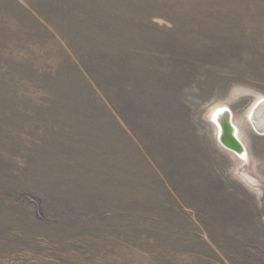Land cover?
<instances>
[{"label": "rangeland", "instance_id": "obj_1", "mask_svg": "<svg viewBox=\"0 0 264 264\" xmlns=\"http://www.w3.org/2000/svg\"><path fill=\"white\" fill-rule=\"evenodd\" d=\"M260 97L264 0H0V264H264Z\"/></svg>", "mask_w": 264, "mask_h": 264}, {"label": "bare ground", "instance_id": "obj_2", "mask_svg": "<svg viewBox=\"0 0 264 264\" xmlns=\"http://www.w3.org/2000/svg\"><path fill=\"white\" fill-rule=\"evenodd\" d=\"M231 113V114H230ZM227 116V117H226ZM247 121L252 128L264 134V98H257L249 109L247 114ZM210 118L215 123V131L218 134L219 143L227 150L236 154L242 162L247 164L249 162L248 149L240 137V127L234 121V113L229 106L215 105L210 110ZM237 148V150L235 148Z\"/></svg>", "mask_w": 264, "mask_h": 264}, {"label": "water", "instance_id": "obj_3", "mask_svg": "<svg viewBox=\"0 0 264 264\" xmlns=\"http://www.w3.org/2000/svg\"><path fill=\"white\" fill-rule=\"evenodd\" d=\"M231 114V113H230ZM227 117V116H226ZM233 148H235V147H233ZM236 150H237V148H235Z\"/></svg>", "mask_w": 264, "mask_h": 264}]
</instances>
